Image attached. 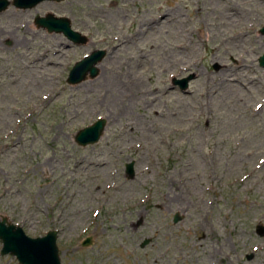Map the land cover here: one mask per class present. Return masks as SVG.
<instances>
[{"label":"rangeland","instance_id":"rangeland-1","mask_svg":"<svg viewBox=\"0 0 264 264\" xmlns=\"http://www.w3.org/2000/svg\"><path fill=\"white\" fill-rule=\"evenodd\" d=\"M47 12L86 40L36 26ZM262 25L264 0L9 4L0 219L30 237L54 229L61 264H264ZM96 49V75L68 84ZM188 74L185 91L172 84ZM96 118L99 139L77 145ZM0 264L19 263L0 254Z\"/></svg>","mask_w":264,"mask_h":264},{"label":"water","instance_id":"water-1","mask_svg":"<svg viewBox=\"0 0 264 264\" xmlns=\"http://www.w3.org/2000/svg\"><path fill=\"white\" fill-rule=\"evenodd\" d=\"M45 0H0V12L9 4L16 8H31ZM60 1V0H51ZM34 23L38 27L44 28L47 32H58L71 42L78 44L86 40L84 35L71 29L69 20L66 17L54 16L47 12L42 16H36ZM264 34V25L259 29ZM105 51L96 49L84 55L81 59L75 61L66 76L68 84H75L83 80L86 76L93 77L97 73L96 64L103 57ZM260 66H264V53L258 57ZM192 74L172 80L173 85H177L180 90H185ZM105 120L96 118L89 125L78 129L73 135L74 142L79 146H85L95 143L102 134ZM124 174L126 178H132L134 175L133 162H126L124 165ZM178 216L175 214L172 221L175 222ZM259 235L264 234V225H258ZM56 231L47 230L43 235L30 237L27 236L20 226L8 223L4 217L0 219V254H10L15 257L19 264H61L58 255V249L55 243ZM148 239H143L140 246L147 243ZM89 243V238L82 240L81 246Z\"/></svg>","mask_w":264,"mask_h":264},{"label":"flooded vegetation","instance_id":"flooded-vegetation-1","mask_svg":"<svg viewBox=\"0 0 264 264\" xmlns=\"http://www.w3.org/2000/svg\"><path fill=\"white\" fill-rule=\"evenodd\" d=\"M257 61H258V59H257ZM259 64V63H258Z\"/></svg>","mask_w":264,"mask_h":264}]
</instances>
